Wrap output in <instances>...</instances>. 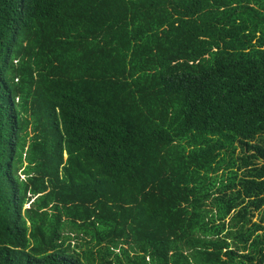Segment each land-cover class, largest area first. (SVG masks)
<instances>
[{"label": "trees", "instance_id": "1", "mask_svg": "<svg viewBox=\"0 0 264 264\" xmlns=\"http://www.w3.org/2000/svg\"><path fill=\"white\" fill-rule=\"evenodd\" d=\"M264 0H0V264H264Z\"/></svg>", "mask_w": 264, "mask_h": 264}, {"label": "rangeland", "instance_id": "2", "mask_svg": "<svg viewBox=\"0 0 264 264\" xmlns=\"http://www.w3.org/2000/svg\"><path fill=\"white\" fill-rule=\"evenodd\" d=\"M253 222L264 226V209L261 212L255 214Z\"/></svg>", "mask_w": 264, "mask_h": 264}]
</instances>
